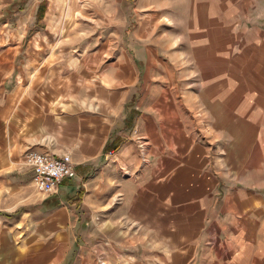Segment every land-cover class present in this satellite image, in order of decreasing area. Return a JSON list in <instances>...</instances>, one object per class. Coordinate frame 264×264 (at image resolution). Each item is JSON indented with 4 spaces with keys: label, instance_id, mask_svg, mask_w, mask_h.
<instances>
[{
    "label": "crops",
    "instance_id": "crops-1",
    "mask_svg": "<svg viewBox=\"0 0 264 264\" xmlns=\"http://www.w3.org/2000/svg\"><path fill=\"white\" fill-rule=\"evenodd\" d=\"M61 7L0 49V264H264V0H134V103L137 52L55 45ZM30 150L76 176L32 190Z\"/></svg>",
    "mask_w": 264,
    "mask_h": 264
},
{
    "label": "rangeland",
    "instance_id": "rangeland-1",
    "mask_svg": "<svg viewBox=\"0 0 264 264\" xmlns=\"http://www.w3.org/2000/svg\"><path fill=\"white\" fill-rule=\"evenodd\" d=\"M40 1L44 0H25V3H27L25 9L19 12H17L18 10L14 5L7 9H0V49H27L34 32L38 31L39 28L46 29V27H49L45 23V18L48 15L50 3L54 0H45L46 3H40ZM35 2H38L39 8L33 9L32 6ZM56 2L60 3L62 7L56 15V21H54L55 31L58 35L55 45L59 44V38H62V40L65 37L70 39L79 38V44L75 46L79 51L85 49L103 50V55L100 57L101 60L103 59L100 67L104 66L110 75L115 72L113 63L117 59L116 54L118 51L128 52L129 49L136 51L137 80L136 85L132 88V94H130L131 102L134 103L143 96L144 41L134 40L132 34L137 23L136 15L130 13L133 9L134 0H114V14L112 20L109 21L106 15H101L95 9L83 8V5L88 4L89 0H56ZM24 17H26V20L22 23ZM103 17L104 19H102ZM141 31L143 33V26ZM66 34L68 36H65ZM123 58L121 56L120 60ZM125 73L127 74L126 70ZM128 116L130 117V115ZM32 190H36L35 186H32Z\"/></svg>",
    "mask_w": 264,
    "mask_h": 264
},
{
    "label": "built area",
    "instance_id": "built-area-1",
    "mask_svg": "<svg viewBox=\"0 0 264 264\" xmlns=\"http://www.w3.org/2000/svg\"><path fill=\"white\" fill-rule=\"evenodd\" d=\"M25 165L33 172L36 190L43 195L58 193L65 178L76 176L72 156L65 153L61 158L30 150L25 155Z\"/></svg>",
    "mask_w": 264,
    "mask_h": 264
},
{
    "label": "bare ground",
    "instance_id": "bare-ground-1",
    "mask_svg": "<svg viewBox=\"0 0 264 264\" xmlns=\"http://www.w3.org/2000/svg\"><path fill=\"white\" fill-rule=\"evenodd\" d=\"M81 3H82V1H81ZM85 5H83L84 9L90 7L91 9H95L96 11H98L101 15H104V16L106 15L108 21L112 20V16L114 14L113 13V11H114L113 10L114 9V0H93L92 2L89 0L88 4H85ZM102 19H104V17Z\"/></svg>",
    "mask_w": 264,
    "mask_h": 264
}]
</instances>
